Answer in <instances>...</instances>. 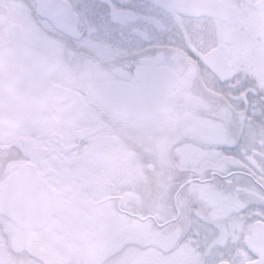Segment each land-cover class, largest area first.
Wrapping results in <instances>:
<instances>
[{"label": "snow or ice", "instance_id": "obj_1", "mask_svg": "<svg viewBox=\"0 0 264 264\" xmlns=\"http://www.w3.org/2000/svg\"><path fill=\"white\" fill-rule=\"evenodd\" d=\"M0 264H264V0H0Z\"/></svg>", "mask_w": 264, "mask_h": 264}]
</instances>
